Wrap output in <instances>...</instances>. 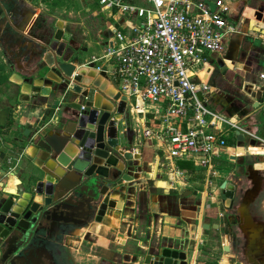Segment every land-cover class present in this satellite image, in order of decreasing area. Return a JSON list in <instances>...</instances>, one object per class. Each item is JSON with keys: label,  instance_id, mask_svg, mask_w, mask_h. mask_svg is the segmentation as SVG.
I'll return each instance as SVG.
<instances>
[{"label": "crops", "instance_id": "0c3cea01", "mask_svg": "<svg viewBox=\"0 0 264 264\" xmlns=\"http://www.w3.org/2000/svg\"><path fill=\"white\" fill-rule=\"evenodd\" d=\"M225 1L233 7L230 16L238 31L222 59L227 67L222 73L224 79L213 84L214 76L211 83L232 107L240 104V117L263 140L257 146L264 147V17L256 18L257 4L244 3L236 8V0ZM82 13L104 20L100 39L85 40L91 51L82 61L77 62L78 43L76 48L66 45L65 55L76 66L92 53L100 54L110 35L107 26L118 23L109 11H101L95 0H0L1 202L28 187L34 176L42 175L41 169L50 171L48 165H53L44 160L41 150L34 151L32 131L29 135L24 132L43 124L48 126L69 111L70 103L77 99L69 89L65 92L59 86L54 91L43 86L40 68L48 50L45 45L58 32L59 23L60 30L69 33L75 44L72 24L83 20ZM252 19L254 27L250 24ZM87 33L86 29L82 31L84 36ZM26 78H31L32 83H26ZM207 79L210 82L209 76ZM24 84L28 91L23 90ZM33 86L41 87L40 91L34 92ZM212 104L226 111L214 101ZM146 108L153 110L155 106L130 98L124 112L114 117L124 122H118L121 149L130 151L135 163L127 191L110 196L116 197L120 206L99 221L91 216L84 223L49 226L30 250L31 259H39L41 264H143L148 255L169 248L183 254L186 264H244L239 253L242 233L236 222L227 220L233 209L224 206L218 191L210 192L228 179L236 186L234 195L240 193L245 178L231 172L236 165L231 156L243 153L231 152L238 147L228 144L216 150L214 167L224 157L228 169L218 171L213 186L205 182V169L193 167L190 162L179 163L186 173L183 183H170L159 161L160 150L142 136L135 120L137 116L150 115L143 113ZM247 152L254 156V167L256 162L264 161V154ZM257 170L263 182L249 211L254 222L264 223V171Z\"/></svg>", "mask_w": 264, "mask_h": 264}, {"label": "built area", "instance_id": "2783aa9c", "mask_svg": "<svg viewBox=\"0 0 264 264\" xmlns=\"http://www.w3.org/2000/svg\"><path fill=\"white\" fill-rule=\"evenodd\" d=\"M95 1L101 11H109L118 23L107 26L110 35L100 54L92 53L76 68H94L98 73L103 70L107 82L120 96L155 106L143 111L149 116H137L135 120L142 136L160 150L159 161L170 183H183L186 173L179 163L190 162L193 167L205 169V182L215 185L218 170L213 159L216 150L228 144L227 139L232 138V144H236L238 131L247 142H263L245 125L244 117L230 115L212 104L213 93L218 89L205 74L211 61L226 56L238 31L230 16L231 3ZM114 103L116 113L117 100ZM118 122L124 124L122 119L115 120L116 125ZM215 191L217 187L210 192Z\"/></svg>", "mask_w": 264, "mask_h": 264}, {"label": "water", "instance_id": "95a60500", "mask_svg": "<svg viewBox=\"0 0 264 264\" xmlns=\"http://www.w3.org/2000/svg\"><path fill=\"white\" fill-rule=\"evenodd\" d=\"M254 14L258 20L264 17V12L258 9ZM60 28L61 23L58 24V32L45 45L48 50L40 68V77L43 86L54 91L59 86L65 92L69 89L77 99L70 103L69 111L48 126L43 124L25 129L26 135L30 131L33 133L34 151L41 150L44 160L51 161L53 165H48L50 171L41 169L42 175L34 176V181L24 190L0 201V264H41L39 259H31L29 252L49 226L84 223L91 216L96 221L101 220L102 216L109 215L120 206L116 197L110 196L123 195L129 182L133 181L134 155L121 149L118 125L113 119L124 112L126 96H120L112 86L109 91L99 84V77L108 83L105 71L98 73L96 69L85 66L76 68V64L69 61L65 48L73 40ZM211 64L205 73L210 83L217 73L227 70L221 58L211 61ZM24 80L32 83L31 78ZM40 89L39 86L32 87L34 92ZM117 99L119 103L116 113H113ZM213 99L215 105L230 115L236 114L229 101L218 92L213 93ZM236 139L232 146H244L246 149L248 144H256L254 139L244 140L238 131ZM231 159L240 169L232 170L233 175L249 174V178H257L245 191L238 207L241 216L253 223L249 205L261 189L262 176L254 167V156L247 151L242 155H232ZM235 188L231 180L224 179L220 183L218 193L226 208L232 207ZM183 257L176 249L164 248L148 255L143 264H186Z\"/></svg>", "mask_w": 264, "mask_h": 264}, {"label": "flooded vegetation", "instance_id": "af4514ba", "mask_svg": "<svg viewBox=\"0 0 264 264\" xmlns=\"http://www.w3.org/2000/svg\"><path fill=\"white\" fill-rule=\"evenodd\" d=\"M214 100V99H213ZM255 167L260 171H264V161H258ZM234 171L240 170L237 165L232 167ZM244 176L243 186L240 193L234 197L231 214L227 215L228 221L236 222L239 227V231L242 233L243 242L239 245V253L241 259H243L244 264H264V223L259 222H247L241 213L238 211V207L241 203L242 197L245 191L251 188L254 181L257 180L256 177H248V175L238 174L234 175L236 177ZM263 182V181H262ZM236 201V203H235ZM49 264V263H47Z\"/></svg>", "mask_w": 264, "mask_h": 264}, {"label": "rangeland", "instance_id": "374dc122", "mask_svg": "<svg viewBox=\"0 0 264 264\" xmlns=\"http://www.w3.org/2000/svg\"><path fill=\"white\" fill-rule=\"evenodd\" d=\"M236 3H237L236 6L234 5V7H236V8L242 6L244 3L257 4V6H255L254 8L264 12V3L262 4V0H256V1H254V0H236ZM80 16L83 18V20H81L79 23L80 25L79 24H72V26L74 27L72 30L74 33V38L76 40L75 44L72 43V46L74 48H76L77 43L79 45V47L76 50L78 53L77 54V56H78L77 62L82 61V59L87 57L91 51V50L87 49L85 40L98 41L100 39V27L102 26V22L104 20L103 18H100V16H96V17L88 16L87 13H82V14H80ZM82 29L83 30L86 29L88 31L86 36H84L82 34V31H83ZM240 53L241 52H239V54ZM223 79H224L223 74L217 73L215 75L212 83L217 84L220 81H222ZM233 109L235 110L236 115L241 116L240 110L242 108H241L239 103H238V105L233 106ZM255 118L258 119L256 116H255ZM118 129H119V131L121 130L120 124L118 126ZM223 158H222L223 162L220 163V161H222V160H220L219 163H215L216 169L221 173L225 172L228 169L227 168L228 164L226 162H224L225 160ZM186 165H190V164L186 163ZM242 183H243V181H242Z\"/></svg>", "mask_w": 264, "mask_h": 264}, {"label": "bare ground", "instance_id": "6f19581e", "mask_svg": "<svg viewBox=\"0 0 264 264\" xmlns=\"http://www.w3.org/2000/svg\"><path fill=\"white\" fill-rule=\"evenodd\" d=\"M256 19V18H255ZM251 26L254 27L255 25V21L254 19H252L251 21ZM253 29H256V28H253ZM15 76V75H14ZM16 80V79H15ZM98 81H99V84L100 85H103L105 88H107L109 91L110 89L112 88L110 85H108V83H106L105 79H103L102 77H99L98 78ZM111 87V88H110ZM29 87L28 85L24 84L23 85V90L24 91H28ZM249 151L250 153H255V154H264V147L263 146H257V145H250L248 148H246V150L241 147V146H238V148L236 149H230V151H236L238 154H241V153H244L245 151Z\"/></svg>", "mask_w": 264, "mask_h": 264}, {"label": "trees", "instance_id": "16d2710c", "mask_svg": "<svg viewBox=\"0 0 264 264\" xmlns=\"http://www.w3.org/2000/svg\"><path fill=\"white\" fill-rule=\"evenodd\" d=\"M128 1H130V2H135V3H140L139 0H128ZM227 143H228V145H231V144L233 143L232 138L227 139Z\"/></svg>", "mask_w": 264, "mask_h": 264}]
</instances>
